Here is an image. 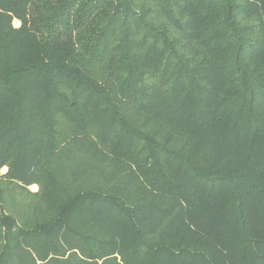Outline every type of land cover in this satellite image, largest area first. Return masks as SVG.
Listing matches in <instances>:
<instances>
[{
	"label": "trees",
	"instance_id": "1",
	"mask_svg": "<svg viewBox=\"0 0 264 264\" xmlns=\"http://www.w3.org/2000/svg\"><path fill=\"white\" fill-rule=\"evenodd\" d=\"M37 260L264 264V0H0V264Z\"/></svg>",
	"mask_w": 264,
	"mask_h": 264
},
{
	"label": "rangeland",
	"instance_id": "2",
	"mask_svg": "<svg viewBox=\"0 0 264 264\" xmlns=\"http://www.w3.org/2000/svg\"><path fill=\"white\" fill-rule=\"evenodd\" d=\"M13 23H14L15 26H18V25H19V21H17V20H14ZM5 170H6V168H5ZM5 170H3V168H2V169H1V173L5 172ZM28 190L31 191L32 193H33V192H36V191L38 190V186H37L36 184H32V185L28 186ZM23 194H26V193H25V192H24V193H21V194H19L18 197H20V198H21V197L24 198V201H25V202L23 203L24 206H26V207H30V206H31V203H32V202H31L32 197H31L30 195H23ZM30 202H31V203H30ZM40 209H43V208L40 206ZM14 211H17L16 208H14ZM73 250H76V249H73ZM70 251H71V250H68L67 253L70 252ZM45 261H46V260H45ZM56 261H57V259H56ZM56 261L52 262V264H53V263H56ZM36 263H37V264H40L41 262H40L39 260H37ZM27 264H30V263H27ZM56 264H57V263H56Z\"/></svg>",
	"mask_w": 264,
	"mask_h": 264
},
{
	"label": "bare ground",
	"instance_id": "3",
	"mask_svg": "<svg viewBox=\"0 0 264 264\" xmlns=\"http://www.w3.org/2000/svg\"><path fill=\"white\" fill-rule=\"evenodd\" d=\"M3 170H5V168H3Z\"/></svg>",
	"mask_w": 264,
	"mask_h": 264
}]
</instances>
